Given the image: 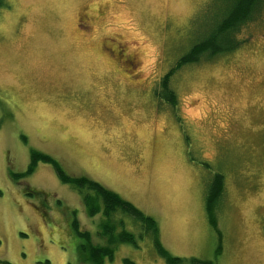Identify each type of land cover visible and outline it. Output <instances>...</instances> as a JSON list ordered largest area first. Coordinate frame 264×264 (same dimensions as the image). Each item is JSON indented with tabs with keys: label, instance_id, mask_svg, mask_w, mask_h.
Listing matches in <instances>:
<instances>
[{
	"label": "rangeland",
	"instance_id": "rangeland-1",
	"mask_svg": "<svg viewBox=\"0 0 264 264\" xmlns=\"http://www.w3.org/2000/svg\"><path fill=\"white\" fill-rule=\"evenodd\" d=\"M234 1L5 0L0 264H89L79 262L85 240L76 220L95 244L107 243L109 222L115 234L134 235L136 245L115 244L106 264H169L131 216L109 220L103 204L91 216L82 193L50 163L29 173L33 151L154 217L180 264H264V16L241 29L236 40L248 39L239 49L182 66L169 81L175 105L161 86ZM103 3L116 7L117 18L106 28L96 24L94 37L123 42L147 83L112 70L98 46L76 33L82 8ZM216 175L224 191L209 207Z\"/></svg>",
	"mask_w": 264,
	"mask_h": 264
},
{
	"label": "trees",
	"instance_id": "trees-1",
	"mask_svg": "<svg viewBox=\"0 0 264 264\" xmlns=\"http://www.w3.org/2000/svg\"><path fill=\"white\" fill-rule=\"evenodd\" d=\"M233 4V8L224 15L215 27V30L207 34L204 37L205 39L195 44L186 55L180 58L176 67L163 78L162 87L166 89L170 96L169 100L173 102V105L177 103V97L176 93L170 89L169 81L177 71L182 69V66L188 63L198 62L201 56L206 53L217 56L221 53L239 49L248 39L245 37L241 41L236 40L241 29L252 27L253 23L259 22V19L264 16V0H236ZM4 5L5 0H0V7ZM250 24L251 26H249ZM39 162L53 165L58 177L63 183L71 184L77 191L82 193L91 216L102 212V204L104 206V214L109 220L119 212L131 216L137 222L142 223L150 232L155 248L161 257L166 259L169 264H180L182 262L181 259L173 256L162 243L159 224L154 217L145 214L134 204L95 180L87 177H71L66 175L60 163L50 155L33 151L28 172L31 173L35 170ZM210 188L211 192L208 195L209 207H214L216 205V199L224 191L223 177L216 175ZM121 221L124 223V220ZM74 228L77 230L79 236L85 240V243L79 245V262L85 260L89 264H106L108 260L113 261L115 257L116 248H113L115 244L126 242L131 245H136L133 234L125 231L119 232L118 235L115 234V225H112L110 222L106 223L105 232L110 233V235L112 233V235L110 236L104 233L107 236V243L105 245L95 244L89 232L80 231L77 220L74 221ZM194 261L198 264H210L209 262H202L197 259H194ZM124 262L125 264H136L129 258H124Z\"/></svg>",
	"mask_w": 264,
	"mask_h": 264
},
{
	"label": "flooded vegetation",
	"instance_id": "flooded-vegetation-1",
	"mask_svg": "<svg viewBox=\"0 0 264 264\" xmlns=\"http://www.w3.org/2000/svg\"><path fill=\"white\" fill-rule=\"evenodd\" d=\"M110 17L117 18V9L115 6L107 3L97 4L95 7L86 5L77 17L76 33L80 34L88 44H90L89 42H94L98 46L95 48V52L107 62L112 70L120 74L125 73V71L129 72L130 78L141 76L139 63L136 61L135 55L130 52L129 48L123 42L115 40L108 35L94 37L96 24L101 23L105 28L106 26L115 24V20L110 19ZM124 25L127 29H131L133 22L127 23V21H124ZM137 81L148 82V80L146 81L141 77Z\"/></svg>",
	"mask_w": 264,
	"mask_h": 264
}]
</instances>
